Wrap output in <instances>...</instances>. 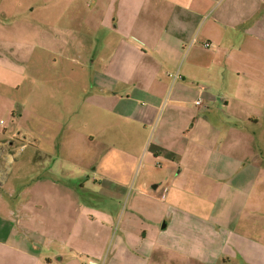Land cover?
<instances>
[{
  "label": "crops",
  "instance_id": "1",
  "mask_svg": "<svg viewBox=\"0 0 264 264\" xmlns=\"http://www.w3.org/2000/svg\"><path fill=\"white\" fill-rule=\"evenodd\" d=\"M0 15L15 40L0 144L44 170L6 189L0 153V264H264V0H9ZM45 70L59 85L22 93ZM33 104L85 110L87 182L45 167L63 157L22 125Z\"/></svg>",
  "mask_w": 264,
  "mask_h": 264
},
{
  "label": "rangeland",
  "instance_id": "2",
  "mask_svg": "<svg viewBox=\"0 0 264 264\" xmlns=\"http://www.w3.org/2000/svg\"><path fill=\"white\" fill-rule=\"evenodd\" d=\"M9 0H0V8L4 5L6 6ZM3 16L0 15V47L3 45L4 49L0 51V54L3 56V52L6 50L7 42L10 39L11 42H15V40L11 38H6L7 32L4 31L1 27H4L3 24L4 21L1 22V18ZM33 17V16H32ZM8 36V35H7ZM9 37V36H8ZM53 72L50 74L49 70L44 71L46 74L43 78H38L37 74L35 75L37 81L27 79L22 84V93L26 90V85H32L36 83V86L34 87V92L36 95V98H40L44 92H50V90H54L57 85H59V81L56 77H52L53 73H55V70H52ZM67 75H70V68H67ZM84 74V75H83ZM80 78L83 81H86V73H79ZM35 79V80H36ZM85 79V80H84ZM41 84V85H40ZM24 87V88H23ZM42 89H45L43 92ZM8 90V87L5 88V91L1 90L2 94H5V92ZM56 97H59L57 94ZM83 95H80V98H83ZM0 120L2 119L7 124L5 125L6 128H12L13 125V119L10 114L6 111L7 105L9 101L6 99V97H2L0 95ZM54 102L56 103V99H54ZM37 103V101H36ZM43 116H42V115ZM40 114L38 105L33 104L31 106V112H26L25 114V120L23 121L26 125L29 124L28 118L30 121H32L34 129L41 133L46 137L44 139L45 143H47L51 147V152L55 153L56 156L62 155V160L57 159H49L45 164V167L47 168H53L56 167H63V179L69 178L73 179L71 182L75 184H79L81 182H87L88 178L92 177V171L91 168L88 170L87 174L82 175L81 165L84 167H88V152H89V138L87 137V129L85 126V110L79 108L77 113H74L72 118H68V121L66 120H59L56 116L55 111L46 110V112H42ZM41 115V116H40ZM46 117V118H45ZM39 121V124L37 123ZM60 122H64L66 124H73V126L66 127L63 124H59ZM4 123V122H2ZM32 123H30L32 125ZM75 124V126H74ZM59 125V126H58ZM27 127V125H26ZM54 134V137L52 135ZM48 138V139H47ZM16 142V141H15ZM15 146L12 147V145L9 144V142H5L3 144H0V153L4 150H10L9 154L11 155L9 157L10 160L13 158V162L9 165L10 171L6 175V181H2L4 184L7 185L6 189L9 188L11 185H15L16 188L23 189L24 185L26 186L29 183L35 182L38 179L42 178L44 170L42 167L37 166V154H35V151L32 147H28L26 151L17 152L12 151L11 148L18 147L21 144L15 143ZM11 146V147H10ZM9 147V148H8ZM93 148L92 150H94ZM13 155V157H12ZM2 159H0L1 163ZM36 161V162H35ZM43 162V161H42ZM88 163V164H87ZM7 165V164H6ZM5 164L3 163L0 177L5 178V170L4 168ZM95 167V166H94ZM66 172V175H65ZM80 176H76L78 174ZM18 192H23L19 190ZM23 199V198H21ZM86 199V198H85ZM163 201V200H162Z\"/></svg>",
  "mask_w": 264,
  "mask_h": 264
},
{
  "label": "built area",
  "instance_id": "3",
  "mask_svg": "<svg viewBox=\"0 0 264 264\" xmlns=\"http://www.w3.org/2000/svg\"><path fill=\"white\" fill-rule=\"evenodd\" d=\"M204 46L208 48V47L211 46V44H210V43H206ZM201 104H202V101H201V100H198V101L196 102V105H201ZM24 148H25V146H21V147L19 148V150H20V151H23ZM166 198H167V191L164 192V194H163V196H162V200L165 201ZM90 264H99V263L91 262Z\"/></svg>",
  "mask_w": 264,
  "mask_h": 264
}]
</instances>
